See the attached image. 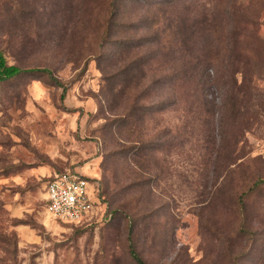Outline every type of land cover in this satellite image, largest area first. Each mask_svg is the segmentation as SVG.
Returning <instances> with one entry per match:
<instances>
[{
  "label": "rangeland",
  "instance_id": "374dc122",
  "mask_svg": "<svg viewBox=\"0 0 264 264\" xmlns=\"http://www.w3.org/2000/svg\"><path fill=\"white\" fill-rule=\"evenodd\" d=\"M218 1L0 0V52L26 72L0 82V264H135L130 240L145 264H264V0H243L246 68ZM68 172L95 202L78 225L46 209Z\"/></svg>",
  "mask_w": 264,
  "mask_h": 264
},
{
  "label": "trees",
  "instance_id": "16d2710c",
  "mask_svg": "<svg viewBox=\"0 0 264 264\" xmlns=\"http://www.w3.org/2000/svg\"><path fill=\"white\" fill-rule=\"evenodd\" d=\"M115 1V0H114ZM215 2V6L214 9L217 8H221V4L218 0H214ZM114 3V2H113ZM112 3V4H113ZM226 7L225 11H227L228 15L230 16V20L232 21V38H231V50H232V55H233V61H234V65H240V66H244V68L247 67V63L244 61V56L241 53V43L239 42V29L238 26L240 25H244L246 26L247 24H252L255 25L254 21L251 20L250 15L248 14L244 2L243 0H229L226 3ZM219 13V12H217ZM114 14V11H112L111 13V19H108L107 23L108 25L112 22V16ZM201 21H196V20H192V23L188 26L187 24H182L180 25L179 22H170L165 26V32H168L169 30H171V28H173L175 30V35L173 40L169 41V44H171L174 48H178L179 50H181L182 52L184 51V49H189V45L192 42V38H195L197 35V30L201 29L202 27H208L209 25V21L206 20V17L204 16V18L200 19ZM180 25V26H179ZM109 27V26H108ZM108 34H109V29H108ZM107 37V36H106ZM167 38V36H166ZM132 45H135V43H132ZM167 44H164V46H166ZM157 46L160 47H164L162 45V43H157ZM140 46L139 44L134 46L132 49H138ZM116 53H118V57L122 56V52L121 51H117ZM137 63H134V65H136ZM237 67V66H236ZM132 68L137 69L138 66H133ZM239 68V67H238ZM32 72H39L42 73L44 75H46L48 81L54 85L57 86L58 88L63 89V93H65V88L62 85V83H60L59 80H57L56 78H54L52 76V73L50 71L47 70H39V71H32ZM26 72L20 70L19 68L15 67V66H9L2 53L0 52V82H7V81H11L13 79H15L16 77L25 74ZM251 83H253L252 80L247 81L246 78H244L240 84V89H239V93L242 94V101L245 102L246 99H249V96L247 94H245L243 91H241V89H244L243 87L245 86H250ZM238 85V83L235 81V86ZM53 179H50L48 181L51 182ZM47 183V184H48ZM260 185V183H256L254 185V188H257ZM47 186V185H46ZM129 254L130 257L132 258V260L134 261L135 264H145L143 262V260L139 257V255L137 254L135 247L133 245V242L130 240L129 242Z\"/></svg>",
  "mask_w": 264,
  "mask_h": 264
},
{
  "label": "built area",
  "instance_id": "2783aa9c",
  "mask_svg": "<svg viewBox=\"0 0 264 264\" xmlns=\"http://www.w3.org/2000/svg\"><path fill=\"white\" fill-rule=\"evenodd\" d=\"M45 190L47 213L53 220L78 225L91 216L95 202L90 183L78 173L54 177Z\"/></svg>",
  "mask_w": 264,
  "mask_h": 264
}]
</instances>
